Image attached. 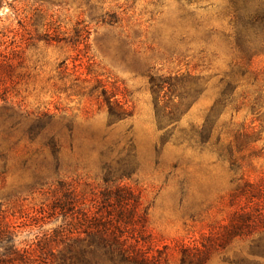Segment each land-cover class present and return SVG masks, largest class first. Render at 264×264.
<instances>
[{
    "label": "rangeland",
    "instance_id": "obj_1",
    "mask_svg": "<svg viewBox=\"0 0 264 264\" xmlns=\"http://www.w3.org/2000/svg\"><path fill=\"white\" fill-rule=\"evenodd\" d=\"M263 178L264 0H0V209L20 248L264 264L261 218L221 237Z\"/></svg>",
    "mask_w": 264,
    "mask_h": 264
},
{
    "label": "trees",
    "instance_id": "obj_2",
    "mask_svg": "<svg viewBox=\"0 0 264 264\" xmlns=\"http://www.w3.org/2000/svg\"><path fill=\"white\" fill-rule=\"evenodd\" d=\"M108 107L110 114V105ZM110 115L112 116V114ZM246 188L247 207L245 206L240 212L234 213L230 224L225 228V232L221 236L223 238L237 236L238 233H245L247 229H251V225L254 224V219H257V217L262 219L264 229V216L261 215L260 210L252 208L253 206L255 208L258 207L260 200L264 202V193L262 192L264 190V178L258 184H246ZM15 227L7 221L6 214L0 209V264H49L46 259L40 257L41 255L37 256V253L41 250H44L45 253L49 251L52 244L51 239L49 237L37 239L35 245L38 252L28 244H25L26 247L20 248L21 242L18 239ZM255 247L264 251V235L256 243ZM80 258L79 260L75 257L76 262H74L70 257L62 256L56 259V262H58L57 264H77L78 262L85 264V258Z\"/></svg>",
    "mask_w": 264,
    "mask_h": 264
}]
</instances>
